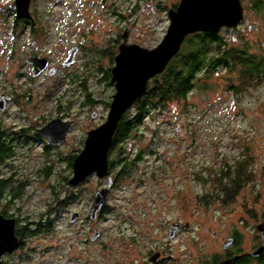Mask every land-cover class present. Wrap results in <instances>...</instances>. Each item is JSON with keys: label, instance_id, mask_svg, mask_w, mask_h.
Returning a JSON list of instances; mask_svg holds the SVG:
<instances>
[{"label": "rangeland", "instance_id": "374dc122", "mask_svg": "<svg viewBox=\"0 0 264 264\" xmlns=\"http://www.w3.org/2000/svg\"><path fill=\"white\" fill-rule=\"evenodd\" d=\"M123 1L50 0L49 19L71 22L70 27L78 29L81 37L85 34L81 43L86 50V64L106 66L107 60L94 58L103 59L99 52L103 54L110 48L116 31L122 32L128 26L131 41L146 48L155 47L169 24L167 11L179 3ZM240 2L246 20L255 21L251 0ZM4 3L7 1L0 0V8ZM7 13L6 10L4 14ZM2 29L0 25V43L3 33L8 31ZM223 37L227 48H236L242 42L237 31H229ZM234 37L238 38L235 42L231 39ZM248 40L253 43V38ZM111 51L107 57L112 55ZM14 67L13 60L6 67L0 60V73L3 69L12 73ZM239 71V67L230 71L218 68L208 77L199 75L185 100L149 110L143 121L132 127L115 153L108 154V161H114L108 175L115 177V184L93 220L89 218L91 194L106 187L105 178L94 175L82 186L69 187L68 191L64 181L66 165L54 163L55 155L50 159L54 165L51 173L42 178L35 174L44 163L36 148L28 155L17 156L15 161L21 165L19 175L30 182L21 189L14 205L28 231L21 235L22 248L8 258L9 263L138 264L154 247L155 242L150 239L163 238L165 223L167 227L172 221H188L191 227L206 228L209 234H223L228 225L238 224L239 217L249 210L264 212V84L241 83ZM85 84L90 97L106 101L110 96L100 72L86 75ZM70 94L75 101L78 93ZM75 106L70 109L77 122L69 137L71 155L78 147L81 131L86 133L98 126L106 114V108L96 103L76 117ZM92 112L96 113L95 118H91ZM246 147L253 160V180L232 199L214 197L221 169ZM123 162L126 168L121 174ZM69 173L71 177V167ZM95 230L101 233L98 242L91 241ZM209 234L197 235L190 230L181 236V245H173L176 253L187 256L182 259L183 264H191L190 252L204 250ZM196 236L198 245L191 243Z\"/></svg>", "mask_w": 264, "mask_h": 264}, {"label": "flooded vegetation", "instance_id": "af4514ba", "mask_svg": "<svg viewBox=\"0 0 264 264\" xmlns=\"http://www.w3.org/2000/svg\"><path fill=\"white\" fill-rule=\"evenodd\" d=\"M6 1L3 8H0V25L8 30L3 33L4 38L0 43V60L4 67L13 60L15 67L12 73L6 69L0 73V217L5 221H11L17 247L11 252H4L0 255L2 264H10L8 258L14 257L22 248L21 235L28 231L22 223L20 210L14 204L19 199L21 189L28 187L30 179H22L19 175L21 165L16 163L15 158L28 155L36 148L35 151H38L44 163L35 174L37 178H42L51 173L54 165L50 159L55 155L54 161L56 162L54 163L64 162L66 165L67 176L64 181L68 191L69 187L78 188L86 182V179L93 177L95 174L70 186V167L72 170L70 157H75L80 153L87 133L85 130L81 131L82 136L78 140V147L73 149L71 155L69 137L75 130L77 122L72 117L70 109L76 104V113H78L76 117H78L86 113L92 104H100L104 109L106 108V114L99 122L101 125L107 117L109 105L115 93V84L111 83V70L115 65L118 48L124 42L123 35L127 33L126 45L137 44L143 47L130 40L129 27L125 26L122 32L116 31L111 37L110 48L104 50L103 54L99 52V55H103V59L94 58L107 60L108 64L106 66L96 63L87 65L84 58L86 50L81 43L85 34L82 33L81 37V32L78 29L74 30L75 27H70L71 22L67 20L51 21L49 19L51 16L50 0H29L28 16L22 18L17 16L15 0ZM130 1L124 0L122 3L129 4ZM98 3H101V0H98ZM250 5L257 16L255 21L246 20L243 7L242 20L237 26L222 27L217 33L206 34L211 39L216 38L217 41L213 44L227 46L228 42L223 35L229 31H237L238 37L242 40L238 45L244 50L245 57L264 60V0H251ZM6 10L9 13L4 14ZM249 36H252L250 38H253V43L248 42ZM71 39L77 42H71ZM231 39L235 42L238 38ZM108 51L112 52L110 57H107ZM93 72H100L106 81V86L110 90V96L106 101L90 97L87 93L85 77L92 75ZM70 92L78 93L75 101ZM78 95L82 98H78ZM143 95L123 114L120 121L131 112ZM95 117L96 113L92 112L91 118ZM51 122H56L51 129L58 131L63 129V134L61 133L63 136L60 137V133L59 136L49 135L51 132L47 125ZM65 129H67L66 132ZM54 137L56 140L53 139ZM108 173L109 166L107 175L103 177L106 180L111 178ZM114 178H111L112 185L115 184ZM111 187L107 191L106 198ZM103 188L105 187L91 194V207L94 195ZM91 207L89 218L93 220L100 209L92 218ZM262 222H264V212L249 210L248 213L239 217V223L236 225L241 227L228 225L223 234L217 232L209 234L206 228L203 230L193 228L188 221L184 223L180 220L172 221L167 227L165 223L162 228L163 238L161 240L159 238L150 239L151 242H155L154 247L145 253L144 260H140L138 264H183L182 259H187V256L176 253L173 245H181V236L190 230L197 235L207 236L209 234L204 250L190 252L191 264H264V238L259 229ZM94 234L95 238L92 239V236L91 241L98 242L101 233L95 230ZM135 236V234L131 235L130 244L132 245L135 243ZM196 238L197 236L191 243L198 245L199 240Z\"/></svg>", "mask_w": 264, "mask_h": 264}, {"label": "water", "instance_id": "95a60500", "mask_svg": "<svg viewBox=\"0 0 264 264\" xmlns=\"http://www.w3.org/2000/svg\"><path fill=\"white\" fill-rule=\"evenodd\" d=\"M28 3L29 0H15L19 18L28 16ZM242 16L239 0H179L175 8L167 11L169 24L165 35L155 47L147 49L137 44L126 45L125 33L124 42L118 48L115 65L111 70V83L115 84V93L107 117L101 125L86 133L82 150L72 160L70 186L76 185L91 174L98 178L107 175L108 151L118 122L144 94L148 81L165 70L188 35L198 32L217 33L222 27H235L242 20ZM55 124L56 122H51L47 125L50 127L51 133L48 132L50 136L63 134V129L60 131L51 129ZM53 139L56 140L55 137ZM107 181L106 187L94 195L92 218L104 204L107 191L112 186L111 178ZM259 229L264 238V222L260 224ZM94 238L95 236L92 239ZM16 247L17 239L13 235L11 221H5L0 217V255L11 252Z\"/></svg>", "mask_w": 264, "mask_h": 264}, {"label": "trees", "instance_id": "16d2710c", "mask_svg": "<svg viewBox=\"0 0 264 264\" xmlns=\"http://www.w3.org/2000/svg\"><path fill=\"white\" fill-rule=\"evenodd\" d=\"M215 41H217L215 37L211 39L206 33L191 34L185 38L183 47L168 63L165 70L149 80L146 92L137 102L133 114L125 116L118 123L108 151L109 156L115 153L116 149L128 138L132 127H137L143 121L149 110L164 107L171 102L185 100L193 90L199 75L208 77L218 68L230 71L239 67L241 83L264 84V60L245 57L246 54L241 46L227 48L222 43L223 47L213 44V42L216 43ZM240 88L242 85L237 89ZM244 150L231 164H225L221 169V177L218 179V188L214 197L221 200L232 199L234 194L253 180L252 175L255 170L250 167L253 160L248 148ZM73 158V156L70 157L71 162ZM108 163L109 168L114 166V161ZM122 165L124 166L121 174L124 173V167L126 168L124 162Z\"/></svg>", "mask_w": 264, "mask_h": 264}]
</instances>
